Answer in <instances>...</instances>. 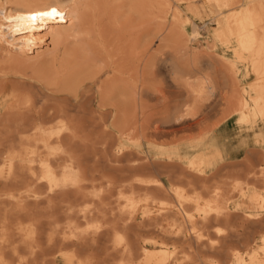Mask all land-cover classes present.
Masks as SVG:
<instances>
[{"label":"bare ground","instance_id":"bare-ground-1","mask_svg":"<svg viewBox=\"0 0 264 264\" xmlns=\"http://www.w3.org/2000/svg\"><path fill=\"white\" fill-rule=\"evenodd\" d=\"M197 2L0 0V264H264V0H203L240 73Z\"/></svg>","mask_w":264,"mask_h":264},{"label":"rangeland","instance_id":"rangeland-1","mask_svg":"<svg viewBox=\"0 0 264 264\" xmlns=\"http://www.w3.org/2000/svg\"><path fill=\"white\" fill-rule=\"evenodd\" d=\"M196 6H197L196 8L188 11V9L186 7V4L185 3L183 4V8L185 9L186 13L188 11V14H187V20L188 21L186 23L187 28L189 29L191 24H193L194 22L196 24H198V26H200L201 37H200V39L197 42L194 43V45H195L194 52L196 53V58H197V61L199 62V65L201 67H203V68H208L209 66L213 67V69H217L218 70L217 72L226 71L227 67L222 66L220 64L219 59H218L219 56H223L227 60L235 62V66H236L237 69H239L238 70L239 73L244 71L246 63H244L243 61H240L236 57L237 55L235 53V50L238 47L236 38H232L231 40H228V41L224 40L222 38H215V36L217 34V31L219 30L220 27H222V24H218V23L213 24V23H211L212 13H210L209 10H207V8L205 7V5L203 3V0H198V2L196 3ZM207 23H209L208 26L204 28L203 26L205 24H207ZM45 47H46V44H42L41 49H44ZM219 78H220V76H219ZM166 83H165V86L167 87V89L176 90L175 87L170 83V80H169L168 77H166ZM214 101H215V98H213V100H211L210 104H209L210 105L209 106L210 109L208 108L209 109V115H208L209 116L208 117L209 121L216 120V117L213 114L217 113L216 114L217 118H218V115H220L219 114V112H220L219 109H221L220 108L221 106L217 105L216 102H214ZM212 104L215 105L216 107H219V108H217L218 110L215 109L216 107L213 106ZM191 122H193V121H191ZM203 123L205 124V121H203ZM169 126L170 125H168L166 128L169 129L170 128ZM175 127L179 128V130L173 131V129L170 128V130L164 132V134H168V135H164V134L160 135L159 136L160 139L163 138V137L164 138L161 139V140L159 139V140L160 141H164V142L172 141V138H173V140H176L177 138L185 135L184 131H185L186 135H189L188 133L196 134L200 130V123L199 124H192L190 127L188 125H177L176 124ZM179 131H182V132H179ZM170 132H171V135H172L171 138H169L171 136V135H169ZM243 159H242V161L240 160V163L243 162ZM253 163L255 164L256 169H260V168L264 167V162L263 161L255 160V161H253ZM242 164H243V166H245V167H242V165L240 164V168L242 170H244L243 173H242V170H241L237 174L234 175L233 173L229 172L228 169L224 170V172H226V174L230 178H234V177L235 178L236 177L241 178V177H243V175L246 174L244 172H247L249 170V168L246 169L247 165H245V163H242ZM220 176H221V173L213 174L212 176L209 177L208 183L216 182L219 179ZM162 179L166 183L169 184V180H168L167 175H162ZM260 228L259 227L257 228L255 226H252V227H241V229H248V231H249L248 234L249 235H252V236H257L258 235L257 237H259L261 235V234L259 235L258 232L260 233V231H264L263 230L264 228L263 229L262 228L260 229Z\"/></svg>","mask_w":264,"mask_h":264},{"label":"crops","instance_id":"crops-1","mask_svg":"<svg viewBox=\"0 0 264 264\" xmlns=\"http://www.w3.org/2000/svg\"><path fill=\"white\" fill-rule=\"evenodd\" d=\"M242 152H240L239 154L241 155ZM242 156V155H241Z\"/></svg>","mask_w":264,"mask_h":264}]
</instances>
